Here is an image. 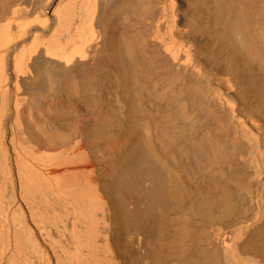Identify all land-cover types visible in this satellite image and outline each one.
<instances>
[{
    "label": "bare ground",
    "instance_id": "obj_1",
    "mask_svg": "<svg viewBox=\"0 0 264 264\" xmlns=\"http://www.w3.org/2000/svg\"><path fill=\"white\" fill-rule=\"evenodd\" d=\"M101 76L120 92L115 107L98 100ZM163 98L165 107L153 106ZM205 99L260 128L264 0H0V264H136L133 244L147 264H218L193 221L234 213L228 183L206 180L210 189L194 198L175 193L167 168L175 149L157 151L151 138L186 118L187 100ZM229 125L212 137L205 123V135L179 151L192 157V171L227 161L250 195L241 177L251 171L236 162L241 147ZM117 127L126 145L109 165L96 148ZM260 130L263 163L247 224L263 221L249 235V226L232 230L242 237L237 251L264 264ZM141 186L144 206L127 208Z\"/></svg>",
    "mask_w": 264,
    "mask_h": 264
},
{
    "label": "rangeland",
    "instance_id": "obj_2",
    "mask_svg": "<svg viewBox=\"0 0 264 264\" xmlns=\"http://www.w3.org/2000/svg\"><path fill=\"white\" fill-rule=\"evenodd\" d=\"M224 37L226 38L227 41H232L235 38V37L234 38L229 37L226 33L224 34ZM100 79L102 80V84L100 85V88H99L100 98L98 100L102 101V99L104 98L103 101L106 100L103 104L104 106L112 104V107H115V103H117L115 101V95L120 93L118 88L115 89V87L110 83L108 76H101ZM166 102H167V99L165 98L164 100H161V101L160 100L155 101V103L154 104L152 103V104L154 107L163 108L165 107ZM171 103L173 104L174 102L171 101ZM243 103L245 104L244 101ZM58 113L61 115H63L64 113L65 114L68 113L71 115L72 110H67L66 112L63 110H60ZM245 115L247 116V112L245 113ZM233 116H234V113L231 112V110H223L219 107L217 108L212 99L210 100L205 99V101L187 100L186 101V115H185L186 118L185 119L181 117L176 118V121H177L176 124L179 123L178 124L179 127L178 125L177 127L166 125L167 127H163V129H160V130H158L157 128H154L151 130V133H152L151 138L155 146L157 147V151L160 149L161 144H164L166 148L174 147L175 149V154H176L175 164L173 165L172 161L170 162L167 161V168H171V166H174L172 168L174 172H176L174 180L172 181L170 185V187H172L175 193L179 191H183L189 194L188 197L192 196L191 198H194L197 194L198 188L200 187L203 188L204 187L203 184L207 182L206 180H208V182L209 180L210 182H212V181H215L216 179H217L216 181H218L219 179L220 182L228 183V188L231 193V203H232L233 211H234V213H232L233 216L231 215L226 220H224V222H226L227 224L224 223L223 221H220V222L214 221L215 222L214 223L208 220H200L202 222L200 223L199 220H194L193 224H195L196 222L195 225L197 226V229L199 230L201 229V231L203 232L204 239L201 243V246L203 248L210 249V250L216 247L215 249H217L216 256H217L218 264H257V261H255L256 258H254L253 255H250L249 253H246V254L239 253L237 251L238 245L240 243L239 239H242V237L238 236L234 231H235V228L237 230L240 226L245 231L247 229L249 230L250 228V231H248L247 233V235H249L263 221V220L258 221V223L255 226H253V228L251 227L252 225L249 226L247 224L248 221H252L250 218H252L256 212V210L252 208V202L250 201L248 196L255 197L256 195V188L253 182V175H254V171L256 170V168L259 167L261 163H263V161L261 160V147L263 144V141H262L263 138L261 137L260 128L264 126V120L259 121L260 128H257L255 125L252 126L249 124L236 123V120ZM123 117L125 118V115ZM239 117L244 119V116H239ZM199 121H203V122L200 123ZM228 121L230 122V125L228 124ZM205 123H213L214 126L208 129L212 137L214 136L216 131L226 129V125H229L230 131L235 133L238 136L239 141L236 144V147L239 146L241 148L239 149V151H237L236 162L240 163L241 165L244 164L251 171L248 174V176L245 177L243 174L241 177V182L243 185L244 184L251 185L252 191L250 192V195L247 191L244 190L242 185L241 186L238 185V182H237L238 178L237 176L234 177L233 174L230 172V168H228L227 161L218 157V159H222V160L218 161V159H216L217 161H215L214 164L212 163L210 166H207L200 171H192V168L194 167L192 157L188 155H184L179 151L180 147H187L188 145L191 144L192 141L197 142L200 138H202L205 135V132L207 131L206 127H204L203 129V125ZM25 125H28V124L25 123ZM193 125L195 126V128ZM209 127L211 126L209 125ZM75 129H76L75 123H73L67 130L69 134H70V131H71V134L72 133L74 134ZM126 138H127V132L124 131L123 128L118 129L117 127L112 132V137L110 139L109 138L107 139L105 137L102 138L103 140L100 139L99 141L100 144L105 143V142L107 143L103 144L105 145V147L103 148L100 144L96 148L97 151L100 150L99 152L100 154L98 152L97 154L99 155L100 158H102V160L100 158L99 160L102 162L104 161L106 164H109V165L112 163H115L116 153L118 150L117 149L118 144L119 146L126 145L124 143L127 140ZM106 146L107 147L109 146V147L107 148ZM105 149L108 152H106ZM105 163H102V164H105ZM220 168H225V170L220 171L219 170ZM209 177L211 179H209ZM206 188L207 187L205 186V188L203 189H206ZM207 189H210V188H207ZM212 189H214L215 191L216 188H212ZM212 189L211 191L214 194V191ZM143 190L144 189L141 186L139 187V189H136V191H134L133 193L131 192L129 194L128 196L129 201H127V204H128L127 208L133 207L135 202H136L135 204H138V205L140 204L139 207L142 208V205L145 204L143 202L146 201L142 194ZM247 226H249V228ZM224 230H226V232ZM220 232H221V235H220ZM229 234L230 235L232 234L234 237L231 235V238H230L228 236ZM128 235H124V236H126V238L130 240L131 237L129 238ZM130 235L132 236V234ZM221 236H225L226 239L228 238L226 241L228 242L229 245L227 243H226L227 245H225L224 243L220 241ZM251 237H252V240L254 241L261 239V236L258 235L257 233H255ZM125 239L124 241L126 243V246H129V245L131 246L132 243H128L131 240L128 241ZM135 245L133 244L132 247H130L131 250H133V253H132L133 256L135 258L137 257V260L135 259L133 261H135L136 264H147L148 263L147 261L145 262V261H142V259H139L140 254L135 250L134 248ZM134 257H132V259H134Z\"/></svg>",
    "mask_w": 264,
    "mask_h": 264
}]
</instances>
